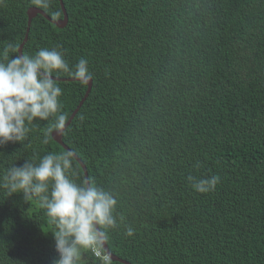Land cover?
<instances>
[{"label":"trees","instance_id":"1","mask_svg":"<svg viewBox=\"0 0 264 264\" xmlns=\"http://www.w3.org/2000/svg\"><path fill=\"white\" fill-rule=\"evenodd\" d=\"M61 1L67 24L37 14L23 54L59 46L70 66L88 61L92 88L63 141L118 194L111 251L132 264H264V0H0V53L19 55L30 7L61 19ZM54 80L67 122L88 84ZM52 123L0 146V183L13 164L70 152ZM73 171L86 179L75 157ZM189 175L220 182L201 194ZM22 196L0 187V264H52L54 226Z\"/></svg>","mask_w":264,"mask_h":264},{"label":"clouds","instance_id":"2","mask_svg":"<svg viewBox=\"0 0 264 264\" xmlns=\"http://www.w3.org/2000/svg\"><path fill=\"white\" fill-rule=\"evenodd\" d=\"M36 2L48 6L46 0ZM10 50L16 51L10 44L0 53V146L10 142L22 145L31 130L29 125L38 121H53L49 132L63 130L67 116L60 100L62 89L53 76L66 73L83 85L92 75L87 60L80 58L70 66L59 46L14 58H9ZM48 142L49 133H45L42 143ZM73 164L71 152L48 153L38 163L26 160L22 166L13 164L0 187L7 189L9 196L22 192L26 203L35 201L44 210L54 226L51 233L57 257L52 264H87L85 254L91 251L99 256L101 249L111 259L103 246L108 230L123 220L117 213L118 194L92 178L77 183L72 178L76 175ZM186 179L201 194L214 191L220 182L219 175H189ZM133 234L134 229L127 227L125 235ZM104 259L107 264L108 257Z\"/></svg>","mask_w":264,"mask_h":264},{"label":"water","instance_id":"3","mask_svg":"<svg viewBox=\"0 0 264 264\" xmlns=\"http://www.w3.org/2000/svg\"><path fill=\"white\" fill-rule=\"evenodd\" d=\"M62 3V6H63V10H64V17L61 18V19H54L52 17H50L43 9L41 8H38V7H30L28 9V23H27V30H26V33H25V36H24V39L22 41V43L20 44L19 48H18V51H19V55H24L23 54V47L26 43V41L28 40L29 38V31H30V27H31V23H32V20L33 18L37 15V14H43L45 15L49 20H51L52 22L56 23L58 26H65L68 22V14L66 12V9H65V6H64V3L61 1ZM54 79L56 80H75L73 79L72 77H68V78H65V77H58V76H53ZM88 88H87V91L85 93V96L83 97V99L81 100L79 106L75 109V111L72 113V115L70 116L69 120L65 123V127L63 130H60V131H57V130H54L52 132V135H53V138L58 141L59 143H61L66 149H68L73 155L74 157L80 162V164L82 165L84 171H85V174H86V179H89L88 178V172H87V167L86 165L84 164V162L81 160V158L74 152L72 151L63 141V131L65 130V128L67 127V125L71 122V120L73 119V117L75 116V114L77 113V111L79 110L81 104L84 102V100L87 98V96L89 95V92L92 88V78H90V80L88 81ZM105 248V250L107 251V253L111 256V259L113 260H118V261H122L124 263H127V264H132L130 263L129 261L119 257L117 254L113 253L111 251V249L109 248L107 242L104 244L103 246Z\"/></svg>","mask_w":264,"mask_h":264},{"label":"built area","instance_id":"4","mask_svg":"<svg viewBox=\"0 0 264 264\" xmlns=\"http://www.w3.org/2000/svg\"><path fill=\"white\" fill-rule=\"evenodd\" d=\"M100 251H101V254H100L99 256L96 255L97 257H101V258H103V259H104L105 257H108V259H109V256H108L107 254H105V253L103 252L102 249H101ZM104 260H105V259H104Z\"/></svg>","mask_w":264,"mask_h":264}]
</instances>
